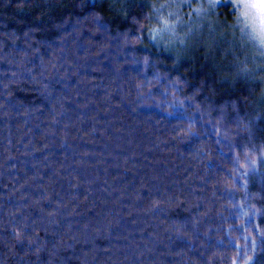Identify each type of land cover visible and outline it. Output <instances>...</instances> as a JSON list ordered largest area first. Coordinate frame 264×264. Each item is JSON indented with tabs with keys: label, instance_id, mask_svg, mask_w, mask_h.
Masks as SVG:
<instances>
[{
	"label": "trees",
	"instance_id": "trees-1",
	"mask_svg": "<svg viewBox=\"0 0 264 264\" xmlns=\"http://www.w3.org/2000/svg\"><path fill=\"white\" fill-rule=\"evenodd\" d=\"M238 20L0 0V264H264V53Z\"/></svg>",
	"mask_w": 264,
	"mask_h": 264
},
{
	"label": "rangeland",
	"instance_id": "rangeland-1",
	"mask_svg": "<svg viewBox=\"0 0 264 264\" xmlns=\"http://www.w3.org/2000/svg\"><path fill=\"white\" fill-rule=\"evenodd\" d=\"M223 1H229L235 6L238 16H240L241 19V21L238 20V25H236V27L239 26L243 34L255 40L264 53V42L260 39V19L258 12L256 9L252 8L245 9L243 0H164L166 4L172 7L190 4L193 12H199V15L203 14L204 16L208 13L215 15L216 7ZM249 2H256V0H249ZM246 12L248 13L247 15H245ZM156 35L161 36V33L158 32Z\"/></svg>",
	"mask_w": 264,
	"mask_h": 264
},
{
	"label": "snow or ice",
	"instance_id": "snow-or-ice-1",
	"mask_svg": "<svg viewBox=\"0 0 264 264\" xmlns=\"http://www.w3.org/2000/svg\"><path fill=\"white\" fill-rule=\"evenodd\" d=\"M245 9H256L260 19V39L264 42V0H256V2H249V0H243ZM248 13L246 12L245 15Z\"/></svg>",
	"mask_w": 264,
	"mask_h": 264
}]
</instances>
